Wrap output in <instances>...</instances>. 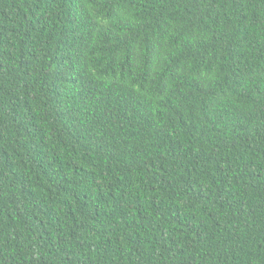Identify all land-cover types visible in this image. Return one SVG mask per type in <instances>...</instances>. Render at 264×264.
<instances>
[{
	"label": "trees",
	"instance_id": "16d2710c",
	"mask_svg": "<svg viewBox=\"0 0 264 264\" xmlns=\"http://www.w3.org/2000/svg\"><path fill=\"white\" fill-rule=\"evenodd\" d=\"M0 264H264V0H0Z\"/></svg>",
	"mask_w": 264,
	"mask_h": 264
}]
</instances>
